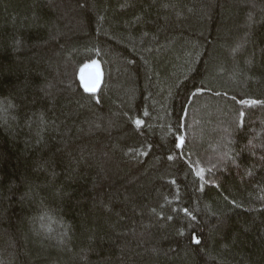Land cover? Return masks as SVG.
I'll return each instance as SVG.
<instances>
[{
	"label": "trees",
	"instance_id": "16d2710c",
	"mask_svg": "<svg viewBox=\"0 0 264 264\" xmlns=\"http://www.w3.org/2000/svg\"><path fill=\"white\" fill-rule=\"evenodd\" d=\"M0 264H264V0H0Z\"/></svg>",
	"mask_w": 264,
	"mask_h": 264
},
{
	"label": "water",
	"instance_id": "95a60500",
	"mask_svg": "<svg viewBox=\"0 0 264 264\" xmlns=\"http://www.w3.org/2000/svg\"><path fill=\"white\" fill-rule=\"evenodd\" d=\"M83 77V80L81 79V82L84 86V83H88L89 85L98 83L99 75L97 70L94 67H86L82 69L80 73V78Z\"/></svg>",
	"mask_w": 264,
	"mask_h": 264
},
{
	"label": "rangeland",
	"instance_id": "374dc122",
	"mask_svg": "<svg viewBox=\"0 0 264 264\" xmlns=\"http://www.w3.org/2000/svg\"><path fill=\"white\" fill-rule=\"evenodd\" d=\"M92 67H93V65H92ZM189 121L191 123V120H189ZM192 165H193V169H194L195 173L198 176H200L203 179L207 178L206 177V171H207L206 169H207L208 163H205L201 160L196 159L195 161H193Z\"/></svg>",
	"mask_w": 264,
	"mask_h": 264
},
{
	"label": "snow or ice",
	"instance_id": "6c2138e0",
	"mask_svg": "<svg viewBox=\"0 0 264 264\" xmlns=\"http://www.w3.org/2000/svg\"><path fill=\"white\" fill-rule=\"evenodd\" d=\"M81 79L83 80V77H81ZM84 88H85V91H94L95 84L89 85L88 83H84ZM137 123H139V121H137Z\"/></svg>",
	"mask_w": 264,
	"mask_h": 264
}]
</instances>
